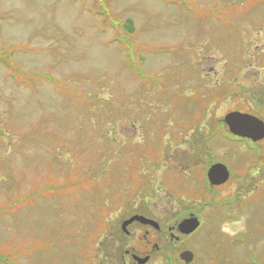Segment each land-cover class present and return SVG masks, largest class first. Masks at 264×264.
<instances>
[{
	"label": "rangeland",
	"instance_id": "374dc122",
	"mask_svg": "<svg viewBox=\"0 0 264 264\" xmlns=\"http://www.w3.org/2000/svg\"><path fill=\"white\" fill-rule=\"evenodd\" d=\"M263 50L264 0H0V264H134L103 244L135 245L139 231L123 238L118 221L144 203L159 221L200 220L160 246L167 260L146 264H185L183 249L194 252L187 264H264V177L226 206L264 160V141L238 145L215 128L234 108L264 116L251 98L264 96ZM194 68L207 86L193 125L213 128L203 143L190 126L195 106L181 100ZM214 160L232 177L212 193L204 171ZM131 163L149 174V193H130ZM173 183L190 189L183 196Z\"/></svg>",
	"mask_w": 264,
	"mask_h": 264
},
{
	"label": "water",
	"instance_id": "95a60500",
	"mask_svg": "<svg viewBox=\"0 0 264 264\" xmlns=\"http://www.w3.org/2000/svg\"><path fill=\"white\" fill-rule=\"evenodd\" d=\"M223 120L228 126L229 131L235 135L251 138L252 140H257L264 136V123L250 114L231 111L224 116ZM207 177L211 184H220L228 178L227 168L221 163L213 164L208 169ZM134 219L139 220L142 223H149L158 227V224L155 221L138 215L132 216L127 221L123 222V227ZM198 224L199 222L197 218L190 216L181 220L178 223L177 228L180 232L189 234L197 228ZM179 256L185 262H189L193 257V253L189 250H185L181 252ZM134 258L138 263H144L147 259V257L139 258L136 256Z\"/></svg>",
	"mask_w": 264,
	"mask_h": 264
},
{
	"label": "flooded vegetation",
	"instance_id": "af4514ba",
	"mask_svg": "<svg viewBox=\"0 0 264 264\" xmlns=\"http://www.w3.org/2000/svg\"><path fill=\"white\" fill-rule=\"evenodd\" d=\"M259 170L257 169V168H255L254 169V176H256L257 175V172H258ZM245 184H247V183H245ZM129 226L128 227H130V228H133V229H136V231H140V228H141V226L139 225V223L138 222H132V223H130V224H128ZM142 227H144V231L146 232V233H149V231H150V229H151V227L149 226V225H142ZM125 253L126 254H131V252L129 251V252H126V250H125Z\"/></svg>",
	"mask_w": 264,
	"mask_h": 264
},
{
	"label": "trees",
	"instance_id": "16d2710c",
	"mask_svg": "<svg viewBox=\"0 0 264 264\" xmlns=\"http://www.w3.org/2000/svg\"><path fill=\"white\" fill-rule=\"evenodd\" d=\"M127 24H128V25H127V28H129L130 25H131V24H130V21H128ZM129 29L131 30V27H130ZM218 124H220V123L218 122Z\"/></svg>",
	"mask_w": 264,
	"mask_h": 264
}]
</instances>
